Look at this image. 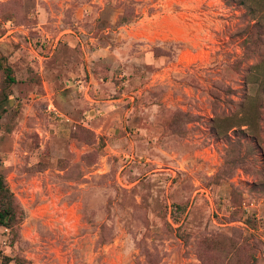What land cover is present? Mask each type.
<instances>
[{"label": "rangeland", "instance_id": "rangeland-1", "mask_svg": "<svg viewBox=\"0 0 264 264\" xmlns=\"http://www.w3.org/2000/svg\"><path fill=\"white\" fill-rule=\"evenodd\" d=\"M0 52V264H264V0H0Z\"/></svg>", "mask_w": 264, "mask_h": 264}, {"label": "trees", "instance_id": "trees-1", "mask_svg": "<svg viewBox=\"0 0 264 264\" xmlns=\"http://www.w3.org/2000/svg\"><path fill=\"white\" fill-rule=\"evenodd\" d=\"M122 12L118 16V23H127L136 18L135 8L129 3H121ZM0 74L3 82L8 86L16 81L12 67L6 63L5 57L0 52ZM8 95L5 91L0 93V117L6 112L5 103ZM1 164V160H0ZM23 209L17 203L14 194L9 189L6 180L0 173V226L5 227L10 233H15L19 222L23 217ZM10 258L5 256L2 264H8ZM19 264L20 261H18Z\"/></svg>", "mask_w": 264, "mask_h": 264}]
</instances>
